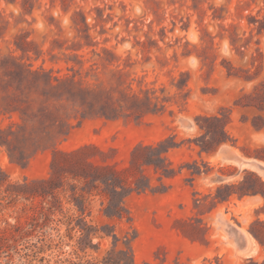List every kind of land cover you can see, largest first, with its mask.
I'll return each mask as SVG.
<instances>
[{"label":"rangeland","instance_id":"obj_1","mask_svg":"<svg viewBox=\"0 0 264 264\" xmlns=\"http://www.w3.org/2000/svg\"><path fill=\"white\" fill-rule=\"evenodd\" d=\"M29 71L94 89L105 106L46 91L22 130L0 113L5 133L27 139L6 136L11 152L29 157L13 163L0 144V264H85L125 246L135 264H264V0H0V112ZM120 93L151 103L120 111ZM83 147L127 188L121 218L82 183L64 182L53 215L50 198L8 197V185L49 178L54 152ZM68 217L97 235L84 240Z\"/></svg>","mask_w":264,"mask_h":264},{"label":"trees","instance_id":"obj_2","mask_svg":"<svg viewBox=\"0 0 264 264\" xmlns=\"http://www.w3.org/2000/svg\"><path fill=\"white\" fill-rule=\"evenodd\" d=\"M260 29L258 28V33H260ZM263 29V28H262ZM56 84L52 82V76L47 74L46 72L41 71H29L27 73H22L20 76V84L15 86V92L11 95H6L7 98H11L13 101V107H3L1 110V114H10L12 117V113H17L19 115L20 120L22 121V125L18 123H14V125L22 130L24 128V124H26L29 120V111L32 112L34 99L31 96L33 93L36 94L38 98L43 97L44 99L50 97L48 94L46 95V91L49 93H61V96L57 100H65L68 104L76 105V96L84 98L87 101V106H90L92 110L104 107V104H95L93 101L99 100L100 95L94 89H83L77 88L74 89L73 85L69 84V81L65 79H56ZM65 91H69V95H63ZM146 91L144 94H146ZM150 104L151 100L148 95H144V97H140L136 93H131V95L127 93H120L119 98L116 99V104L120 111H123L124 108L135 110L134 113H137L138 108L140 109L142 104ZM132 105V106H129ZM84 107V106H83ZM135 107V108H131ZM115 111L112 113H118L117 108L115 106L110 108ZM119 111V110H118ZM81 115H85L84 113ZM25 140V132L24 133H14L12 131L5 133L0 128V144L6 145L8 149V155L13 163L18 165H23L27 161L29 157H27V150L19 147L18 154H14L11 152L12 142H10L7 137L11 135L14 139L21 140V136ZM7 136V137H6ZM34 144L32 147H35V151L41 148V144ZM156 147H150L148 150H155ZM88 148L83 147L77 149L73 152L69 153H59L54 152L52 156V160L50 163V176L47 179H43L40 181L33 182H24L23 184L15 183L13 185H8L7 188H13L14 190L8 192V197L14 198H22L29 199L40 197L42 199L50 198L51 206L48 207V211L51 215L57 210L55 205H59V199L56 196V193L60 191H64V182L71 181L73 184L69 185L71 190L76 189L75 183H82V187L80 188L83 193L91 194L93 189L97 190L98 195L103 197L107 203L103 208L104 215L109 218H121L123 216V200L128 195L127 188L123 184L121 178L118 173L108 167H97L92 164V162L87 157ZM137 150H147L143 148H139ZM160 159V158H159ZM1 174V172H0ZM257 181L264 185V182L261 181L260 178L256 177ZM7 184L6 179L0 180V187ZM252 192L249 190H242L237 192L239 197L244 195H250ZM68 203L73 205L76 208V211L82 216L86 208L83 204H81V200L75 197H72L68 200ZM67 225L70 227V230L79 229L81 234L83 235V239L90 243L91 236L97 235V230L92 232L91 226H88L84 221V217L76 220V224L71 226V223L74 221L72 217H68ZM253 236H256L254 232L251 230ZM258 239V238H257ZM93 249V246H88L85 242L83 246H78V249L82 253H86L87 249ZM74 255L76 258H80L76 251H74ZM26 255L25 257H28ZM44 259L41 258L40 261ZM71 264H81L82 260L79 263L71 262ZM85 264H135L134 258L130 249V246H125L124 250L111 249L106 251L105 254L100 258H95L92 260H86Z\"/></svg>","mask_w":264,"mask_h":264}]
</instances>
